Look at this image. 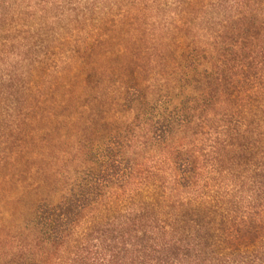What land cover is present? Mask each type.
Segmentation results:
<instances>
[{"label":"trees","instance_id":"16d2710c","mask_svg":"<svg viewBox=\"0 0 264 264\" xmlns=\"http://www.w3.org/2000/svg\"><path fill=\"white\" fill-rule=\"evenodd\" d=\"M0 264H264V0H0Z\"/></svg>","mask_w":264,"mask_h":264},{"label":"rangeland","instance_id":"374dc122","mask_svg":"<svg viewBox=\"0 0 264 264\" xmlns=\"http://www.w3.org/2000/svg\"><path fill=\"white\" fill-rule=\"evenodd\" d=\"M139 135L144 136L143 133H139ZM146 161H147V160H146ZM146 161L144 160L143 162L146 163ZM147 166H151L150 161L147 162Z\"/></svg>","mask_w":264,"mask_h":264}]
</instances>
